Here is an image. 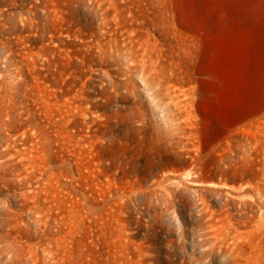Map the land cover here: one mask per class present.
I'll list each match as a JSON object with an SVG mask.
<instances>
[{
    "label": "rangeland",
    "instance_id": "rangeland-1",
    "mask_svg": "<svg viewBox=\"0 0 264 264\" xmlns=\"http://www.w3.org/2000/svg\"><path fill=\"white\" fill-rule=\"evenodd\" d=\"M0 264H264V0H0Z\"/></svg>",
    "mask_w": 264,
    "mask_h": 264
}]
</instances>
